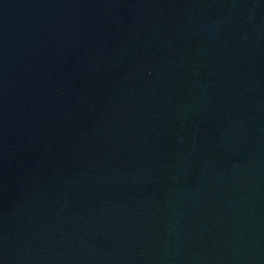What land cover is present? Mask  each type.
Segmentation results:
<instances>
[{
	"label": "water",
	"instance_id": "1",
	"mask_svg": "<svg viewBox=\"0 0 264 264\" xmlns=\"http://www.w3.org/2000/svg\"><path fill=\"white\" fill-rule=\"evenodd\" d=\"M0 264H264V0H0Z\"/></svg>",
	"mask_w": 264,
	"mask_h": 264
}]
</instances>
